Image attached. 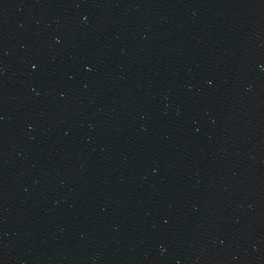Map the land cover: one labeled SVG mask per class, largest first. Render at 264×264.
<instances>
[{
	"label": "water",
	"instance_id": "obj_1",
	"mask_svg": "<svg viewBox=\"0 0 264 264\" xmlns=\"http://www.w3.org/2000/svg\"><path fill=\"white\" fill-rule=\"evenodd\" d=\"M0 264H264V0H0Z\"/></svg>",
	"mask_w": 264,
	"mask_h": 264
}]
</instances>
